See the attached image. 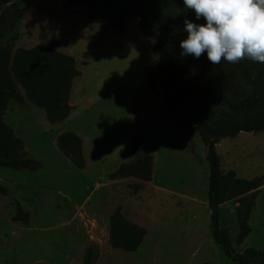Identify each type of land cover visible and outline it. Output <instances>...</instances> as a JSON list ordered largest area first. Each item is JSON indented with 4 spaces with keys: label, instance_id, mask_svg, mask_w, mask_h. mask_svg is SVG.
Masks as SVG:
<instances>
[{
    "label": "rangeland",
    "instance_id": "1",
    "mask_svg": "<svg viewBox=\"0 0 264 264\" xmlns=\"http://www.w3.org/2000/svg\"><path fill=\"white\" fill-rule=\"evenodd\" d=\"M133 1L155 19L180 8V0ZM14 7L20 9L14 26H0V51L6 52L0 143L19 144L26 164L0 166V264H84L90 247L92 264H236L211 234L206 146L195 125L181 126L163 107L160 84L149 82L155 38L143 34L138 18H128L126 31L117 33L66 0H12L0 13L11 18ZM36 45L73 57L79 71L68 91L69 113L59 121L30 100L11 70L16 50ZM237 84L198 91L190 104L212 123L239 118L221 103L222 94L236 103L252 97ZM67 132L80 140L81 166L59 146ZM216 151L226 186L214 213L220 236L232 251L258 262L253 250L264 251V129L225 138ZM146 157L148 177L141 170ZM235 178L256 187L237 191ZM249 200L247 233L240 237L239 211ZM17 203L26 220L13 218ZM114 212L144 228L135 250L113 246Z\"/></svg>",
    "mask_w": 264,
    "mask_h": 264
},
{
    "label": "trees",
    "instance_id": "2",
    "mask_svg": "<svg viewBox=\"0 0 264 264\" xmlns=\"http://www.w3.org/2000/svg\"><path fill=\"white\" fill-rule=\"evenodd\" d=\"M12 0H0V7L11 3ZM69 4L86 7L90 18H102L117 33L126 31V20L138 18V26L143 34L153 36L155 42L153 51L155 60L148 72L150 83L157 81L163 92V107L181 126L195 125L206 146V160L209 166L207 201L209 206L221 203L225 198L226 186L224 175L220 168V159L216 144L225 137L233 138L240 132H254L264 129V62H254L242 58L230 63L221 58L218 64H212L202 53L199 58L192 56L181 57L178 41L183 38L184 18L193 19V11L183 6L173 14L155 19L143 8H138L133 0H66ZM19 7H14L11 18L0 13V26L6 24L12 28L19 16ZM9 19V20H8ZM6 63V52L0 51V68ZM11 70L27 90L31 101L45 109L47 118L52 121L64 119L69 113L67 103L68 91L72 80L79 74L74 58L50 48L36 45L29 49L16 50L11 64ZM1 80V74H0ZM241 80V82H239ZM238 81V86L248 89L252 97H245L238 103L225 99L221 95V103L232 108L239 118H228L210 122L203 116L201 108L191 106L190 99L199 91L208 88L231 87ZM1 109V107H0ZM59 146L65 153L72 156L77 166L82 165L79 149L80 140L72 133H63L58 138ZM72 143L75 146H72ZM26 164L19 144L0 143V166L20 168ZM150 159H144L141 170L148 177ZM121 165L119 169L124 168ZM232 187L244 191L256 187L251 180H232ZM0 193H5V187L0 183ZM253 193V192H252ZM251 200L239 213L240 237L247 233L246 217L249 213ZM26 212L16 204L13 216L17 220H26ZM211 234L224 253L236 264H264V251H254L258 262H252L248 257L230 249L225 239L220 236L217 218L214 216L210 223ZM144 228L128 223L119 212L111 217L110 237L114 247L125 250H135L143 235ZM92 249L88 248L84 264H92Z\"/></svg>",
    "mask_w": 264,
    "mask_h": 264
},
{
    "label": "clouds",
    "instance_id": "3",
    "mask_svg": "<svg viewBox=\"0 0 264 264\" xmlns=\"http://www.w3.org/2000/svg\"><path fill=\"white\" fill-rule=\"evenodd\" d=\"M183 6L193 11V19L183 20L181 57L203 53L212 64L221 58L264 62V0H183Z\"/></svg>",
    "mask_w": 264,
    "mask_h": 264
},
{
    "label": "water",
    "instance_id": "4",
    "mask_svg": "<svg viewBox=\"0 0 264 264\" xmlns=\"http://www.w3.org/2000/svg\"><path fill=\"white\" fill-rule=\"evenodd\" d=\"M218 205H215V206H210V210H211V217L213 218L214 217V213H215V210L217 208Z\"/></svg>",
    "mask_w": 264,
    "mask_h": 264
},
{
    "label": "crops",
    "instance_id": "5",
    "mask_svg": "<svg viewBox=\"0 0 264 264\" xmlns=\"http://www.w3.org/2000/svg\"><path fill=\"white\" fill-rule=\"evenodd\" d=\"M238 134H239V133H238ZM225 138H229V137H225ZM225 138H223V139H225ZM223 139H221V140H223ZM221 140H220V141H221ZM220 141H219V142H220ZM219 142H218V143H219Z\"/></svg>",
    "mask_w": 264,
    "mask_h": 264
}]
</instances>
